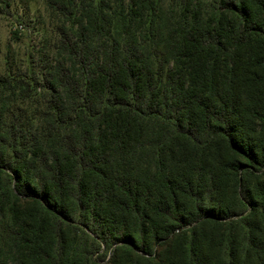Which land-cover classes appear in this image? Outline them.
I'll list each match as a JSON object with an SVG mask.
<instances>
[{
    "label": "trees",
    "instance_id": "obj_1",
    "mask_svg": "<svg viewBox=\"0 0 264 264\" xmlns=\"http://www.w3.org/2000/svg\"><path fill=\"white\" fill-rule=\"evenodd\" d=\"M158 1L0 74V264H264V0Z\"/></svg>",
    "mask_w": 264,
    "mask_h": 264
},
{
    "label": "rangeland",
    "instance_id": "obj_2",
    "mask_svg": "<svg viewBox=\"0 0 264 264\" xmlns=\"http://www.w3.org/2000/svg\"><path fill=\"white\" fill-rule=\"evenodd\" d=\"M99 1L94 0V3L97 4ZM120 1L106 0L112 5L108 12L112 18L109 25L111 33L119 28L115 24L114 9L120 5ZM122 1L123 9L126 11L129 0ZM178 6L179 0H159L156 4L162 21L170 15L173 16ZM66 8L68 11L69 7ZM71 18L72 16H67L66 13L50 6L48 0H9L8 12L0 14V74H4L5 71L35 74L41 72L44 55L53 59L57 57L56 51L62 31L71 35L77 30V24L71 25ZM144 46V42L138 43L142 51ZM220 195L224 205L234 199L228 181L227 185L221 188ZM214 235L217 237L215 232ZM110 255L107 251L105 264H109Z\"/></svg>",
    "mask_w": 264,
    "mask_h": 264
}]
</instances>
